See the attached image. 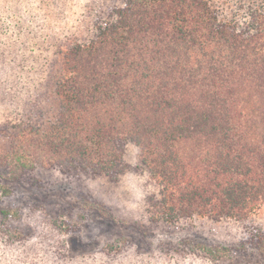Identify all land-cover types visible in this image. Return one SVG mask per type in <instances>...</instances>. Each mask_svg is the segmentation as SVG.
Here are the masks:
<instances>
[{
  "label": "trees",
  "instance_id": "trees-1",
  "mask_svg": "<svg viewBox=\"0 0 264 264\" xmlns=\"http://www.w3.org/2000/svg\"><path fill=\"white\" fill-rule=\"evenodd\" d=\"M0 108V197L58 170L103 188L84 203L109 216L135 177V223L246 225L264 208V0H0ZM21 218L0 207V264L230 257L197 244L144 254L124 238L69 256L76 223L33 210L22 230ZM243 230L264 256V230Z\"/></svg>",
  "mask_w": 264,
  "mask_h": 264
},
{
  "label": "rangeland",
  "instance_id": "rangeland-1",
  "mask_svg": "<svg viewBox=\"0 0 264 264\" xmlns=\"http://www.w3.org/2000/svg\"><path fill=\"white\" fill-rule=\"evenodd\" d=\"M3 109L0 108V114ZM126 158L128 162L135 164L137 150L129 146ZM33 178L34 182L12 184L10 196L0 197V207L21 214V220L12 225L22 230L29 227L28 219L33 210L42 212L49 218L64 217L70 223H76L80 228L79 232L63 239L69 256L90 254L108 243L124 238L144 254H155L176 247L188 249L197 244L206 248L230 249V257L215 264H264V256L242 236L243 233L246 234L244 226L250 230H264V208L255 213L246 225L231 222L219 225L197 223L188 230L162 225L148 227L135 223L139 218L142 196L135 177L124 178L111 193L114 205L111 206L109 216H100L95 209L84 203L85 194L90 196L94 192L99 196L103 193V188L97 185L84 187L76 180L63 176L58 170H38Z\"/></svg>",
  "mask_w": 264,
  "mask_h": 264
}]
</instances>
